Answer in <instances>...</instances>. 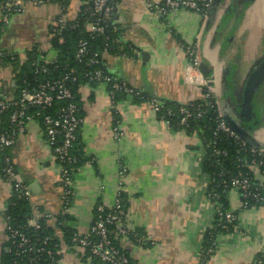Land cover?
<instances>
[{
    "label": "crops",
    "instance_id": "0c3cea01",
    "mask_svg": "<svg viewBox=\"0 0 264 264\" xmlns=\"http://www.w3.org/2000/svg\"><path fill=\"white\" fill-rule=\"evenodd\" d=\"M113 1L117 47L104 54L103 67L144 99L121 94L112 101L104 82L78 85L77 143L83 160L72 170L67 204L61 198V165L38 119L29 121L9 148L32 208L50 214L46 224L61 240L52 264H99L65 242L61 227L85 233L96 205L110 207L117 195L123 198V224L144 237L117 236L134 264H264V203L243 207L234 188L226 201L236 214L235 225L217 234L213 252L201 258L204 233L215 219L214 204L206 197L209 176L201 169L204 138L198 131L172 127L148 101L184 105L202 99L201 76L188 69L190 48L209 71L202 77L221 116L264 147V78L251 98L248 122L239 114L247 80L264 68V0H211L202 12L177 7L166 13L155 9L165 0ZM82 2L70 0L63 12L68 20ZM22 6L0 36V50L17 59L0 67V100L17 94L18 67L29 50L38 45L47 62L56 58L49 33L61 8L28 0ZM3 122L0 115V126ZM254 177L264 182L260 171ZM11 193V183L0 175V264L7 250L4 211Z\"/></svg>",
    "mask_w": 264,
    "mask_h": 264
},
{
    "label": "built area",
    "instance_id": "2783aa9c",
    "mask_svg": "<svg viewBox=\"0 0 264 264\" xmlns=\"http://www.w3.org/2000/svg\"><path fill=\"white\" fill-rule=\"evenodd\" d=\"M33 4L39 5L48 3L49 0H28ZM91 15H96L86 22L85 30L91 35H100L103 33V23L112 17L113 0H89ZM211 0H165L163 5L156 6L155 9L160 13H166L168 9L183 7L197 12H202L209 5ZM86 2H82V5ZM22 0H6L5 3L0 4V31L2 33L7 26L11 12H23ZM75 19V17L73 18ZM70 19V20H73ZM69 21L63 12L58 16L55 25L52 26L49 33V39L55 34H59V29ZM1 33V34H2ZM60 35V34H59ZM58 41L62 42V37H58ZM108 46L101 50L90 51L87 40H79L75 51V60L78 63H83L85 67L93 66L90 69L82 71V77L85 78L86 83L92 84L96 82H104L107 85L109 97L114 101L116 93H123L124 95H133L144 99L141 91L126 85V83L119 81L115 76L107 73L103 67L104 54L109 53ZM189 57L188 69L197 72L201 76L200 84L204 87L202 93L203 106L190 108L188 104L182 105L178 111V124L186 128L187 119L201 118L207 112V109L214 106L217 107V102L213 91L209 87L207 81L202 77L199 69V62L193 54V50L188 48L186 50ZM37 58L32 61L31 65L35 73L49 74L47 62L42 58L43 49L36 46ZM2 51L0 50V62ZM27 58V57H26ZM26 60V59H25ZM96 66V67H95ZM78 68L69 66L65 69L64 74L59 78L46 79L42 82H26L23 85L17 86V94L9 99L0 100V112L10 110L9 124L10 128L0 134V151L6 147H10L18 135L22 134L25 125L33 119H41L43 124L46 141L52 148L53 154L57 162L61 165V172L59 177V184L61 186L64 203L67 204L71 198V177L72 168L64 166V163L70 160L69 151L77 137V131L81 123L80 108L74 101V93L69 87V83L76 82L78 77ZM193 81L196 78H192ZM153 110L158 113L164 107V103H160L154 99H148ZM32 109V111H30ZM47 112L42 114V111ZM218 115L215 121V128L212 132L211 140L209 141L211 156L225 154L214 145V139L219 133H223L231 137L239 148H248L249 152L254 156L249 161H244L242 165H246L251 171L252 175L245 174L241 170L233 174L229 183L231 188L237 190L240 198L252 197L260 203H264V193L252 192L249 188L254 185L255 190L257 186L264 185V182H259L254 177V171H260L264 176V147L249 144L243 139L234 129H232L227 121L221 116L219 108L217 107ZM173 112L167 109V115H172ZM162 118V117H161ZM164 119V118H163ZM170 124L169 120L165 119ZM191 131H198L202 133L203 129H191ZM115 134L119 132L116 130ZM4 178L15 189L22 193L26 198H29L30 191L28 187L16 177V172L10 156H5L3 159V167L1 169ZM226 171L221 170L220 175H224ZM212 179L206 189V197L212 201L215 209L214 222L226 228L229 224H234L236 221V214L229 208H224L218 202V194L209 188ZM246 207L245 203H242ZM95 213L88 230L85 233L73 232L72 242L79 249L80 253L91 260H96L99 264H134L127 253L123 249L113 243L111 235L115 237L121 235L132 234L135 239L143 241L144 237L132 232L126 225L123 224L124 210L120 204V195H117L115 203L110 207H105L101 204L96 205ZM50 214L41 211L37 207H33L32 216L28 219L27 225L38 229L40 227L39 219L48 218ZM213 222V223H214ZM212 227V225L210 226ZM5 235L11 245L16 248L17 254L31 255V253H40L45 251L43 246H35L25 235V233L17 228L12 227L5 221ZM51 236H46L43 239L45 244ZM215 245V244H214ZM213 248L208 249V253L213 252ZM47 254L51 255L49 250ZM209 254V255H210ZM201 256V253H200ZM34 258L29 257L27 264H35Z\"/></svg>",
    "mask_w": 264,
    "mask_h": 264
},
{
    "label": "trees",
    "instance_id": "16d2710c",
    "mask_svg": "<svg viewBox=\"0 0 264 264\" xmlns=\"http://www.w3.org/2000/svg\"><path fill=\"white\" fill-rule=\"evenodd\" d=\"M86 2L83 4L75 19L67 21L62 28L59 29V34H55L51 37L50 41L52 46L56 51V58L52 63H48L49 74L45 75L42 73H35L34 69L31 65L32 61L37 58L36 47H33L31 50L27 52V58L24 62L19 65V69L17 71V86L23 85V81L26 82H42L48 78L54 79L61 77L65 69L69 66H74L78 68L77 81L73 83H69V87H71L74 93V101L78 104L77 101V88L78 85L85 81V78L82 77V71L84 69H90L93 66L85 67L83 63H78L75 60V51L77 48V44L79 40H87L89 44L90 51L101 50L103 47L108 46L110 48V52L116 50V32L114 26L112 24L111 19L105 21L104 31L100 35H91L85 30L86 22L96 17V15H91L90 11V2L89 0H81ZM6 0H0V4L5 3ZM49 2H55L59 5L62 12H65L67 7L69 6L70 0H49ZM114 2V1H113ZM14 12H11L13 14ZM2 25V24H0ZM6 28V26H5ZM2 31H0L1 36ZM58 37H62V42L58 41ZM2 51V50H1ZM15 57L13 55H9L2 51L0 67L10 63L12 64L15 61ZM17 60V59H16ZM96 67V66H95ZM18 90V89H17ZM123 93H116L114 96V100L121 96ZM139 98V97H138ZM190 108L202 107L203 100H196L188 103ZM79 106V105H78ZM182 107V105L174 104V103H164L163 109H161L157 115L164 119L169 120L170 125L175 128H184L188 131L191 129H203L201 135L204 138L206 144V153L203 157L201 163L202 171L212 179V182L209 185V188L214 190L218 196V202L222 204L224 208L227 207L226 196L227 192L231 189L229 179L230 177L237 173L238 170H241L245 174L252 175L251 171L248 169L246 165H242L244 161H249L254 156L249 152L248 148H239L234 140L231 137L226 136L223 133H219L218 136L214 139L215 147L224 150L225 154H220L216 156H211L210 153V145L209 141L212 137V132L215 128V121L218 115V110L216 105L207 109V112L201 118H189L187 119L186 128L183 125L178 124V111ZM167 109H170L173 114L167 115ZM32 111V109H30ZM10 110H4L0 112V115H3L4 122L0 126V134L4 131L9 130V115ZM46 110L42 111V114L46 113ZM41 122V119H38ZM250 145L247 144V147ZM10 147L4 148L0 151V175L4 178L3 173L1 171L3 167V159L5 156H11L9 152ZM70 160L64 163V166L72 168V170L82 162L83 158L80 155L79 146L77 143V137L73 146L69 151ZM14 165V164H13ZM15 169V166H14ZM226 171L224 175H220V171ZM252 192L264 193V185L257 186V190H255L254 185H251L249 188ZM241 203H245L246 207L259 205L260 202L256 201L252 197L248 198H240ZM70 201V200H69ZM120 204L124 210L123 198L120 195ZM96 211V210H95ZM33 208L28 198L22 195L21 192L12 189V193L8 198V204L4 211L5 221L9 223L12 227H17L21 229L25 235L29 238L30 242L35 246H43L45 251L40 253H31V255L26 254H17L16 248L11 245L10 241H6L7 250L2 254V263L3 264H27L29 261V257L34 258L33 261L35 264H52L57 261L59 258V248L61 240L54 235L53 230L47 226L46 219H39L40 227L38 229H34L27 225L28 219L32 216ZM95 213V212H94ZM234 224L227 225L226 228L222 227L217 223H213L212 227L206 229L202 247H201V258L204 260L209 256L208 253L209 248H213L216 240V236L222 232H229L234 227ZM63 231V238L65 242L73 244L71 238L74 231H71L67 228L61 227ZM46 236H51V238L44 244L43 239ZM113 239V243L119 247L117 244V237L114 234L111 235ZM47 250L51 252V255L47 254ZM125 252V251H124ZM126 253V252H125ZM96 262V260H93Z\"/></svg>",
    "mask_w": 264,
    "mask_h": 264
},
{
    "label": "water",
    "instance_id": "95a60500",
    "mask_svg": "<svg viewBox=\"0 0 264 264\" xmlns=\"http://www.w3.org/2000/svg\"><path fill=\"white\" fill-rule=\"evenodd\" d=\"M199 69L201 72H203L205 75H209V71L207 67L204 64H200ZM264 78V68H260L254 73L251 74L249 79L247 80L244 91H243V98H242V104H241V111L239 112L241 121L243 123H247L248 119L251 115L252 111V105H251V98L253 96V93L255 89L257 88L258 84L262 81ZM229 126L234 129L243 139H245L248 143L252 145H256L259 147V145L249 137V135L245 132L244 129H241L237 123L234 122H228Z\"/></svg>",
    "mask_w": 264,
    "mask_h": 264
},
{
    "label": "rangeland",
    "instance_id": "374dc122",
    "mask_svg": "<svg viewBox=\"0 0 264 264\" xmlns=\"http://www.w3.org/2000/svg\"><path fill=\"white\" fill-rule=\"evenodd\" d=\"M6 237V236H5ZM6 240H7V237H6Z\"/></svg>",
    "mask_w": 264,
    "mask_h": 264
}]
</instances>
